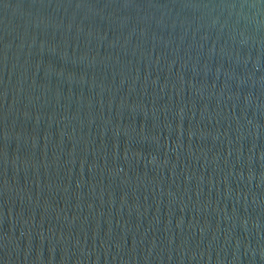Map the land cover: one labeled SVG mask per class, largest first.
I'll use <instances>...</instances> for the list:
<instances>
[{
  "label": "water",
  "instance_id": "obj_1",
  "mask_svg": "<svg viewBox=\"0 0 264 264\" xmlns=\"http://www.w3.org/2000/svg\"><path fill=\"white\" fill-rule=\"evenodd\" d=\"M0 264H264V0H0Z\"/></svg>",
  "mask_w": 264,
  "mask_h": 264
}]
</instances>
